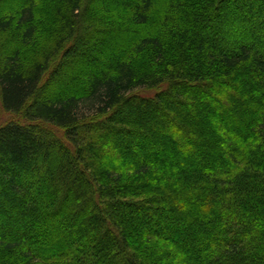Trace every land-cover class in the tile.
Masks as SVG:
<instances>
[{
	"label": "trees",
	"instance_id": "1",
	"mask_svg": "<svg viewBox=\"0 0 264 264\" xmlns=\"http://www.w3.org/2000/svg\"><path fill=\"white\" fill-rule=\"evenodd\" d=\"M0 108V264H264V0H0Z\"/></svg>",
	"mask_w": 264,
	"mask_h": 264
},
{
	"label": "rangeland",
	"instance_id": "2",
	"mask_svg": "<svg viewBox=\"0 0 264 264\" xmlns=\"http://www.w3.org/2000/svg\"><path fill=\"white\" fill-rule=\"evenodd\" d=\"M79 44H80V41L78 42V40L77 39H74V40H72V41H70L69 42V44H67L66 45V49H65V51L62 53V55H61V57L63 58V59H65V57H66V53L68 52V51H73V52H75V51H77L79 48H80V46H79ZM72 52V53H73ZM65 55V57H63ZM72 57L71 56H69L68 54H67V60L68 59H71ZM60 62V61H59ZM58 65V64H57ZM57 65H54L53 67H52V69H53V71H55V70H57L58 68H57ZM51 69V70H52ZM11 116V114H9V113H5L1 108H0V124L1 123H3L4 121H6L7 119H9V117ZM16 225H18V223H14V226H16Z\"/></svg>",
	"mask_w": 264,
	"mask_h": 264
}]
</instances>
